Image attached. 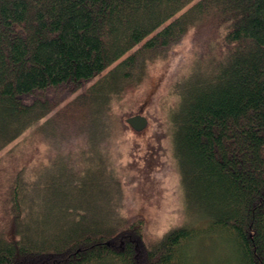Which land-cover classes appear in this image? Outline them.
Wrapping results in <instances>:
<instances>
[{"label":"trees","instance_id":"trees-1","mask_svg":"<svg viewBox=\"0 0 264 264\" xmlns=\"http://www.w3.org/2000/svg\"><path fill=\"white\" fill-rule=\"evenodd\" d=\"M192 29L165 90L185 218L149 238L90 162L116 195L111 106ZM0 264H264V0H0Z\"/></svg>","mask_w":264,"mask_h":264},{"label":"rangeland","instance_id":"rangeland-1","mask_svg":"<svg viewBox=\"0 0 264 264\" xmlns=\"http://www.w3.org/2000/svg\"><path fill=\"white\" fill-rule=\"evenodd\" d=\"M207 26L209 24L205 25V29L209 30ZM192 31L193 29L181 43L173 45L165 57H159L150 63V74L137 90L128 92L116 105L111 106L113 130L102 140L101 145L106 147L109 155L106 161L107 171L114 174L112 179L118 181L115 183L119 189L118 193L115 192L117 196L108 175L101 174L99 163L96 160L90 162L95 167L92 170L95 173L94 185L107 196L103 200L100 195L95 200V205L101 207L103 217L115 220L113 205L117 203L125 217L142 216L145 219L149 238H156L185 218L168 116L177 98L175 95L168 96L165 90L177 72L192 62L195 51L191 46V41L195 38ZM171 71L175 75L170 80ZM133 114H142L148 120L147 126L139 134L126 122L127 117ZM100 118L102 114L95 115V125L102 120ZM26 134L29 135V131ZM74 141L73 148H80L82 140ZM70 183L72 181L67 180L63 187L72 188ZM206 242L207 240L193 241L188 257L195 259L200 249L199 259L201 255H212V251L200 248Z\"/></svg>","mask_w":264,"mask_h":264},{"label":"water","instance_id":"water-1","mask_svg":"<svg viewBox=\"0 0 264 264\" xmlns=\"http://www.w3.org/2000/svg\"><path fill=\"white\" fill-rule=\"evenodd\" d=\"M127 123L136 130L142 129L147 124V117L142 114H133L127 117Z\"/></svg>","mask_w":264,"mask_h":264}]
</instances>
